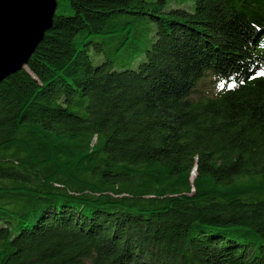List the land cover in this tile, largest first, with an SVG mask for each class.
<instances>
[{"label":"trees","instance_id":"16d2710c","mask_svg":"<svg viewBox=\"0 0 264 264\" xmlns=\"http://www.w3.org/2000/svg\"><path fill=\"white\" fill-rule=\"evenodd\" d=\"M56 2L0 83V264H264V0Z\"/></svg>","mask_w":264,"mask_h":264},{"label":"water","instance_id":"95a60500","mask_svg":"<svg viewBox=\"0 0 264 264\" xmlns=\"http://www.w3.org/2000/svg\"><path fill=\"white\" fill-rule=\"evenodd\" d=\"M56 8V0H0V83L25 69Z\"/></svg>","mask_w":264,"mask_h":264},{"label":"rangeland","instance_id":"374dc122","mask_svg":"<svg viewBox=\"0 0 264 264\" xmlns=\"http://www.w3.org/2000/svg\"><path fill=\"white\" fill-rule=\"evenodd\" d=\"M57 10H58V12H60V10H61V9L59 8V9H57ZM193 177H194V176H193V175H191V178H193Z\"/></svg>","mask_w":264,"mask_h":264},{"label":"snow or ice","instance_id":"6c2138e0","mask_svg":"<svg viewBox=\"0 0 264 264\" xmlns=\"http://www.w3.org/2000/svg\"><path fill=\"white\" fill-rule=\"evenodd\" d=\"M223 87V86H222Z\"/></svg>","mask_w":264,"mask_h":264}]
</instances>
